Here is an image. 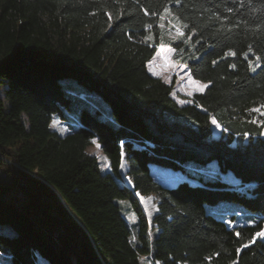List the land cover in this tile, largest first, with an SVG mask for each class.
Returning a JSON list of instances; mask_svg holds the SVG:
<instances>
[{
  "label": "trees",
  "instance_id": "1",
  "mask_svg": "<svg viewBox=\"0 0 264 264\" xmlns=\"http://www.w3.org/2000/svg\"><path fill=\"white\" fill-rule=\"evenodd\" d=\"M164 17L179 37L192 32L191 47L164 38ZM161 41L182 45L190 75L207 82L188 102L148 69ZM61 77L97 91L111 120L82 107L64 133L52 128L69 109ZM0 81V223L13 231L0 232V264H38L37 253L47 264H264V239L248 244L264 228V115L251 111L264 105V0H0ZM211 160L239 183L201 171ZM154 165L194 181L163 184ZM137 194L155 196L150 219ZM119 199L135 211L133 231ZM220 200L229 214L214 210ZM29 210L60 225L59 244ZM236 211L252 222L232 224Z\"/></svg>",
  "mask_w": 264,
  "mask_h": 264
},
{
  "label": "rangeland",
  "instance_id": "2",
  "mask_svg": "<svg viewBox=\"0 0 264 264\" xmlns=\"http://www.w3.org/2000/svg\"><path fill=\"white\" fill-rule=\"evenodd\" d=\"M164 19L166 20V23L162 21L161 24L168 29L164 38L170 37L173 39H182L183 46L191 47L192 32L190 31L188 34L179 37L183 33V30L177 23L178 21L175 20L174 17L172 19H174L176 22L167 17H164ZM177 29H179V32L177 31ZM182 45L174 46L172 44L167 43L166 41H161L160 44L156 46V51L148 62V69L152 74L159 76L161 79L168 83H173L172 96L179 103L188 102L189 100H191V96L194 92L203 91L205 87L202 88L201 86L207 85L206 81L194 78L190 75L185 63L181 59V54H179ZM245 53H247V55L253 54L251 50H248ZM249 60L252 61L253 67H255L257 63H259L256 56L249 58ZM59 80L64 89L66 90V93L70 97L69 109L65 111L67 120L60 118L59 116L53 117L51 122L52 128L56 129L59 133H64L69 128V126L74 123L82 107H85L90 111H94L98 116L102 118L111 120L108 105L97 91L87 88L84 84L71 77H61ZM3 89L4 82L0 81V100L3 103V106L7 107V100L5 99ZM21 116L23 118V122L27 124L25 113L22 112ZM213 121H215V123H213ZM211 127L212 135L214 137L218 136L221 133V125L215 118H212ZM262 131V134L264 135V127ZM93 141H95V143H93ZM87 151L97 158L100 171L104 172L109 169L107 157L103 153L99 142L95 138L91 140L90 144L87 147ZM203 166L204 169H201V171L205 172V174H218L221 178L234 185L239 183L229 170L225 173L221 172L218 168V163L215 160H211L205 163ZM152 167V170L156 172L158 180L163 184H170L181 178H186L190 181H194L192 177L185 176L184 171L179 168L174 169L171 167H163L160 165H154ZM121 173L123 180L129 183V180L125 175L124 163L121 167ZM137 197L144 212L150 219L156 211L155 196L153 194H137ZM118 203L120 205V210L125 220L129 223L133 231L136 222L135 211L133 210L128 199H119ZM227 203L228 201L220 200L214 205V210L219 216L223 214H229L228 211H220L221 209L223 210L224 208H226ZM27 213L33 223L51 243H53L54 245L59 244V238L63 234V230L60 225L46 223L43 218L34 210H29L27 211ZM242 214H244V212L236 211L234 215L235 218L229 220L232 222V224L237 222H252V220L245 219L244 215ZM156 231L157 230H154L152 234H155ZM0 232H5L8 234L13 233L10 226L5 223H0ZM37 255L38 264H47V262H45V260L41 258L38 253ZM0 259H2L1 255ZM140 262L141 264H157L156 262L149 261L148 257L146 256H142Z\"/></svg>",
  "mask_w": 264,
  "mask_h": 264
},
{
  "label": "snow or ice",
  "instance_id": "3",
  "mask_svg": "<svg viewBox=\"0 0 264 264\" xmlns=\"http://www.w3.org/2000/svg\"><path fill=\"white\" fill-rule=\"evenodd\" d=\"M168 11H169V10H168L167 8L164 9V12H165V13H167ZM228 11L231 12L232 9H228ZM145 14H147V12H146ZM161 18H163V17H161ZM184 27H187V25H184ZM177 31L179 32V29H177ZM235 54H236L235 52H231V51H230V52H226V53H225V56H228V55H233V56H234ZM245 57L247 58V53H245ZM257 60H259V57L257 58ZM213 63H215V61H214ZM256 67H260V64L257 63V64L255 65V67H253V63H252V61L249 60V69L252 70V71H255V68H256ZM201 87H202V88H203V87H206V85H202ZM261 109H264V105H261V106H259V107H257V108H253V109H251V111H253V112H259L261 115H264V112H262ZM253 122H256V121H253ZM213 123H215V121H213ZM93 143H95V141H93ZM239 235H240V233L238 232V233H237V236H239ZM257 238L264 239V229H261V230L257 231V232L253 235L252 239L249 240L248 244L255 243V241H256ZM248 244L243 245V247H248ZM237 251H239V249H237Z\"/></svg>",
  "mask_w": 264,
  "mask_h": 264
},
{
  "label": "water",
  "instance_id": "4",
  "mask_svg": "<svg viewBox=\"0 0 264 264\" xmlns=\"http://www.w3.org/2000/svg\"><path fill=\"white\" fill-rule=\"evenodd\" d=\"M9 161V160H8ZM72 215L79 221V218L77 215H75L72 211H71Z\"/></svg>",
  "mask_w": 264,
  "mask_h": 264
},
{
  "label": "crops",
  "instance_id": "5",
  "mask_svg": "<svg viewBox=\"0 0 264 264\" xmlns=\"http://www.w3.org/2000/svg\"><path fill=\"white\" fill-rule=\"evenodd\" d=\"M263 130V129H262ZM262 133H263V131H262Z\"/></svg>",
  "mask_w": 264,
  "mask_h": 264
}]
</instances>
